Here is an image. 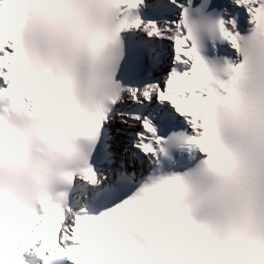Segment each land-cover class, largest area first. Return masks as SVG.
Masks as SVG:
<instances>
[{
	"label": "snow or ice",
	"instance_id": "snow-or-ice-1",
	"mask_svg": "<svg viewBox=\"0 0 264 264\" xmlns=\"http://www.w3.org/2000/svg\"><path fill=\"white\" fill-rule=\"evenodd\" d=\"M0 264H264V0H0Z\"/></svg>",
	"mask_w": 264,
	"mask_h": 264
}]
</instances>
